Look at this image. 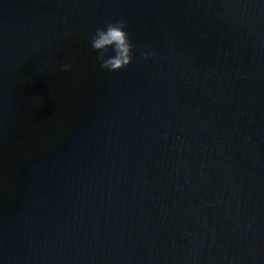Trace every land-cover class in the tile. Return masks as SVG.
I'll list each match as a JSON object with an SVG mask.
<instances>
[{
    "label": "water",
    "instance_id": "95a60500",
    "mask_svg": "<svg viewBox=\"0 0 264 264\" xmlns=\"http://www.w3.org/2000/svg\"><path fill=\"white\" fill-rule=\"evenodd\" d=\"M0 264H264V3L0 0Z\"/></svg>",
    "mask_w": 264,
    "mask_h": 264
},
{
    "label": "clouds",
    "instance_id": "9594fccd",
    "mask_svg": "<svg viewBox=\"0 0 264 264\" xmlns=\"http://www.w3.org/2000/svg\"><path fill=\"white\" fill-rule=\"evenodd\" d=\"M264 3V0H261ZM91 47L99 55V67L106 71H118L127 67L134 60L135 45L128 32L127 22L116 19L96 28L91 36ZM111 51V54L109 53ZM144 60L153 58L155 53L151 50L142 53Z\"/></svg>",
    "mask_w": 264,
    "mask_h": 264
}]
</instances>
